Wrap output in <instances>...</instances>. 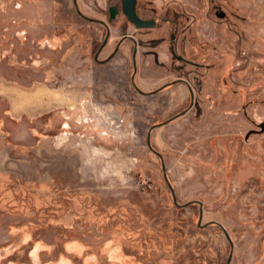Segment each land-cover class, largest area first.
<instances>
[{"label":"rangeland","instance_id":"obj_1","mask_svg":"<svg viewBox=\"0 0 264 264\" xmlns=\"http://www.w3.org/2000/svg\"><path fill=\"white\" fill-rule=\"evenodd\" d=\"M113 2L77 0L99 57ZM138 2V86L193 91L161 157L185 84L139 94L128 46L93 61L72 0H0V264H225L219 224L229 264H264V0Z\"/></svg>","mask_w":264,"mask_h":264},{"label":"flooded vegetation","instance_id":"obj_2","mask_svg":"<svg viewBox=\"0 0 264 264\" xmlns=\"http://www.w3.org/2000/svg\"><path fill=\"white\" fill-rule=\"evenodd\" d=\"M138 3H139L138 0H115V2L108 5L107 16H108L109 21L117 20L121 22L118 28L119 35L114 45L110 49V51L103 57H99L100 53L105 49L108 39H109V35H110V29H109L108 23L105 20L99 18L103 20L105 24L101 22H95V23H99L102 26L104 33L102 35L100 42L92 50V59L93 61L99 64L107 63L117 54L118 51H120L123 47L128 46L130 48V61H131L130 83L132 87L139 94L153 95L171 86L177 85L179 83L185 84L188 89V97H189L188 104L184 106L183 108H181L176 113H174L173 115L168 117L170 118V117L177 115L175 117L177 118L183 115L184 113H186L188 109L193 105V101H194L193 91L185 78L175 77L149 90L141 89L136 82L135 77H136L137 63H138L137 55H138V48H139V40L133 34V31L138 30V29L154 27L156 25V19L153 16L146 13L139 6ZM89 22H93V21H89ZM127 24H129L132 27V32H130L131 30L129 31L126 29ZM105 35L107 36H106V39L104 40ZM128 42L130 43V45L127 44ZM139 89L142 90L144 93L140 92Z\"/></svg>","mask_w":264,"mask_h":264},{"label":"water","instance_id":"obj_3","mask_svg":"<svg viewBox=\"0 0 264 264\" xmlns=\"http://www.w3.org/2000/svg\"><path fill=\"white\" fill-rule=\"evenodd\" d=\"M72 3H73V6H74V8H75L77 14L80 15L82 18H84V19H86V20H89V21H93V22H101V23H104V24H105V22H104L103 20H101V19H99V18H96V17H91V16L86 15L85 13H83V12L81 11V9L79 8V6H78L77 0H72ZM106 36H107V35H105L104 40L106 39ZM101 46H102V45H101ZM139 91L142 92V93H144V92H143L142 90H140V89H139ZM176 116H177V115H175V116H173V117H170V118H167V119H165V120H163V121H161V122H159V123H156V124L151 125V127H149V129H148V131H147V134H146V144H147V146L149 147V149H150L151 151H153L154 153H156L159 157H161V154H160L157 150H155V149L153 148V146L151 145V142H150V131H151V129H152L154 126H156V125H161V124H165V123L171 121L172 119H174ZM161 168H162V171H163V177H164V179H165V181H166V183H167V185H168V187H169V189H170V192H171V195H172V198H173V202H174L176 205H178V206H182V205H183V206H186V205L190 204L191 202H193V200H191V201H187V202H185V203H183V204H178V203H177V201H176V199H175V195H174L173 187H172L171 183L169 182V180H168V178H167V175H166V172H165V167H164V164H163L162 161H161ZM199 203L201 204L200 201H199ZM200 220H201V213L199 214V217H198V224H199V225L206 226V225H208V224H212V223H213V221H209V222H205V223H203V224H200ZM219 226L221 227V229H222V231H223V233H224V235H225V237H226V239H227V241L229 242V245H230V250H229V253H228V256H227L226 262H225V264H229L230 259H231V254H232L233 243H232V241H231V238H230V236H229L227 230H226L221 224H219Z\"/></svg>","mask_w":264,"mask_h":264}]
</instances>
